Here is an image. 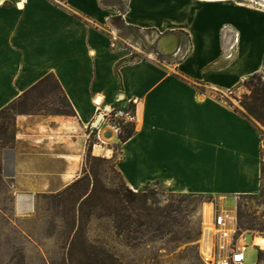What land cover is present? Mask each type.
<instances>
[{"label": "crops", "instance_id": "1", "mask_svg": "<svg viewBox=\"0 0 264 264\" xmlns=\"http://www.w3.org/2000/svg\"><path fill=\"white\" fill-rule=\"evenodd\" d=\"M116 15L138 36L158 33V46L172 34L173 50L159 46L169 59L182 50L180 34L189 49L173 61L129 59L111 28ZM263 67L264 12L231 1L127 0L119 10L103 0H0V110L53 74L76 111L16 115L8 174L18 209L32 206L29 194L59 192L80 176L92 124L121 98L135 100L134 132L116 163L131 189L160 182L223 199L258 192L260 132L216 94Z\"/></svg>", "mask_w": 264, "mask_h": 264}, {"label": "rangeland", "instance_id": "2", "mask_svg": "<svg viewBox=\"0 0 264 264\" xmlns=\"http://www.w3.org/2000/svg\"><path fill=\"white\" fill-rule=\"evenodd\" d=\"M225 1L264 12V0ZM103 3L124 10L127 0H103ZM112 24L111 28L117 30L113 34L121 47L131 51L129 59L132 60L153 54L162 61H173L189 49L187 37L180 34L182 50L169 59L159 48L162 37L169 33L160 36L158 46L159 34L154 31L138 36L136 30L124 25L119 15L112 18ZM131 32L135 35L127 34ZM259 72L264 76V67ZM49 90L55 95L49 94ZM247 92L242 82L231 92L216 95L231 107L242 109L240 99ZM59 95L62 97L55 80L50 79L43 87L23 97L16 110L36 112L42 108L45 113L54 112L58 108ZM93 124L90 140L112 151L108 154L91 152L89 158L86 154L83 171L74 181L83 177L86 171L90 175V185L82 181L65 191L72 181L59 192L29 194L33 195L29 209H18L17 198L21 193L15 191L13 178L4 175L9 170V158L5 165L4 150L14 143L10 147H0V264H89L95 258L103 257L102 250L114 255L121 264H226L205 257L204 208L207 204L213 211L229 212L232 215L230 227L237 226L238 220L237 238L244 237L247 245L245 262L264 264V249L254 244L256 234L264 236V126L255 125L262 140V178L258 192L223 199L176 193L163 183L153 182L138 190L131 189L137 193L130 195L132 201L128 199L126 203L123 229L118 231L110 205L115 198L114 191L126 190L128 186L116 167L120 158L121 133L118 137L114 134L106 138L103 132L110 127L102 123L99 129ZM12 131L14 129L10 127L9 132ZM92 189L93 194L84 201L86 196L81 195L86 190L89 194ZM226 255L224 252L220 257Z\"/></svg>", "mask_w": 264, "mask_h": 264}, {"label": "trees", "instance_id": "3", "mask_svg": "<svg viewBox=\"0 0 264 264\" xmlns=\"http://www.w3.org/2000/svg\"><path fill=\"white\" fill-rule=\"evenodd\" d=\"M50 79H54L57 85V88L62 94L58 96V108L54 110V112H49L53 114H61V115H69L74 116L76 115V111L73 108L71 102L69 101L68 97L64 94L63 90L60 88L59 83L55 76L53 74H48L43 79H41L38 83H36L30 90L25 92L22 96H20L18 99L12 101L10 104L5 106L0 110V147L6 148L10 147L14 141H15V133L12 131L9 132L10 127H13L15 124V118L18 113H31V112H18L16 110L17 104L19 101L26 97L29 93L33 92L36 89H39L43 87L45 84L48 83ZM243 85L247 88L248 92L245 93L242 98L240 99V105L242 107H233L235 111L239 112L247 121L250 123L256 125V123H260L262 126H264V76L258 71L253 74H251L249 77H247L243 81ZM54 91L49 90V94H53ZM55 95V93H54ZM42 108L39 109L41 111ZM36 111V112H39ZM34 113V112H32ZM131 124H126L123 126V132H121L120 139L121 142L127 140L129 137L132 136L134 132V126ZM95 141L90 140L88 150H87V157H91L92 147L94 145ZM82 181H87V185H90V175L88 172L85 171V174L83 177L79 178L78 180L74 181L72 184H70L66 190L75 187ZM126 183V182H125ZM126 190L122 189H116L114 191V201L110 205V212L113 215L115 219L116 228L118 231H121L123 219L126 217V210L127 206L126 203L132 201L130 199V195H136L137 192H134L129 188V186H126ZM64 192V191H63ZM94 190L92 189L91 192L88 194L87 190L81 195L86 196L84 198V201L89 199L90 196L93 194ZM128 192V194L126 193ZM186 194V193H184ZM201 195H207V194H201ZM238 216L239 219L241 218V212L240 208L238 210ZM241 224V223H240ZM241 228V225H239ZM261 251V250H260ZM103 257L95 258V260L90 261L89 264H121L118 259L111 255L110 253L102 250ZM260 258V253H259Z\"/></svg>", "mask_w": 264, "mask_h": 264}, {"label": "built area", "instance_id": "4", "mask_svg": "<svg viewBox=\"0 0 264 264\" xmlns=\"http://www.w3.org/2000/svg\"><path fill=\"white\" fill-rule=\"evenodd\" d=\"M122 102V98L118 99L116 104L109 105L104 110H101V113L104 115L100 125L103 123L105 127H110L117 137L122 132L124 125L136 121V112L132 106L135 100H129L126 104ZM95 103L98 106L101 105L98 99L95 100ZM99 126L96 128H99ZM231 219L232 215L229 212H221L219 209L213 211L212 227L216 232L212 235L211 232H208V238L211 235L210 241L206 240L204 250L205 252L210 250V256L220 263L247 264L245 262V249L247 245L244 241H241L244 237L241 236V238H237L238 220L237 226L230 227L229 224L231 223ZM224 252L227 255L225 258H221L220 254H224Z\"/></svg>", "mask_w": 264, "mask_h": 264}, {"label": "bare ground", "instance_id": "5", "mask_svg": "<svg viewBox=\"0 0 264 264\" xmlns=\"http://www.w3.org/2000/svg\"><path fill=\"white\" fill-rule=\"evenodd\" d=\"M160 44H161V47H162V49L164 51H171L175 47V37L172 34H167V35H165V36L162 37ZM107 129H110V128H107ZM110 130H112V129H110ZM112 132H113V130H112ZM113 135H114V132H113ZM103 151H104V148L101 145H98L96 147V149H95V152L97 154H101ZM212 214H213V208H212V206L210 204L205 205V208H204V216H205L204 217V220H205V227H206V230H205V240H209L210 239V236L212 234H215V232H216L214 230V228L212 227ZM208 232H211V235L209 236V238H208V235H207ZM243 241H244V238L242 239V242ZM254 244H256L260 248L264 249V236L263 235L256 234L254 236ZM209 251L205 252V254H206L205 257L208 260H213V257L210 256Z\"/></svg>", "mask_w": 264, "mask_h": 264}, {"label": "water", "instance_id": "6", "mask_svg": "<svg viewBox=\"0 0 264 264\" xmlns=\"http://www.w3.org/2000/svg\"><path fill=\"white\" fill-rule=\"evenodd\" d=\"M103 113H100V115L98 116V118H96V120L94 121V124H93V127H98L99 125H100V122H101V120H102V118H103ZM103 135L106 137V138H110V137H112V135H113V132H112V130H110V129H105L104 130V132H103ZM11 152V149H5L4 150V161H5V165H6V163L8 162V154ZM5 176H7V177H9V176H11L10 174H8V173H5L4 174Z\"/></svg>", "mask_w": 264, "mask_h": 264}]
</instances>
